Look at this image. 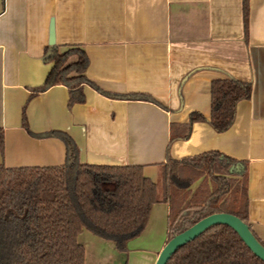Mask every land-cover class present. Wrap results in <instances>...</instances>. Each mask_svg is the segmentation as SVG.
Instances as JSON below:
<instances>
[{"label": "crops", "instance_id": "crops-1", "mask_svg": "<svg viewBox=\"0 0 264 264\" xmlns=\"http://www.w3.org/2000/svg\"><path fill=\"white\" fill-rule=\"evenodd\" d=\"M51 37L85 52L86 77L105 93L145 95L161 107L87 86L85 103L70 110L63 86L29 99L52 68L43 62ZM227 79L250 84L251 95L237 104L233 125L216 133L211 84ZM193 114L205 121L171 141V126ZM0 129L8 169L62 166L66 148L49 136L58 132L73 141L80 165L144 167L158 196L167 158L219 153L235 162L233 175L246 177L250 227L264 243V0H248L246 33L243 0H0ZM168 214L166 204L153 205L126 254L84 230V264H155Z\"/></svg>", "mask_w": 264, "mask_h": 264}, {"label": "trees", "instance_id": "trees-1", "mask_svg": "<svg viewBox=\"0 0 264 264\" xmlns=\"http://www.w3.org/2000/svg\"><path fill=\"white\" fill-rule=\"evenodd\" d=\"M245 33L248 0H243ZM43 62L52 64L44 83L31 89L33 98L48 89L63 86L68 92L67 109L85 103L84 87L114 100L143 101L161 107L145 95H112L86 77L89 60L79 47L59 48L49 44ZM251 85L233 79L211 84L209 125L216 133L234 123L236 106L249 100ZM205 119L193 114L185 125L171 126V141L186 140L190 126ZM22 127L27 131L24 109ZM66 148V160L57 167L8 169L3 163L4 135L0 129V264H84L85 249L78 237L85 230L127 253V244L147 225L151 207L168 206L167 240L201 219L225 213L237 217L252 232L248 218L246 177L230 174L235 164L215 152L161 166V193L142 166L80 165L78 150L66 135L52 132ZM199 186L192 190L193 185ZM190 218H181L185 211ZM124 264H126L124 262ZM166 264H264L225 225L207 229L179 248Z\"/></svg>", "mask_w": 264, "mask_h": 264}, {"label": "water", "instance_id": "water-1", "mask_svg": "<svg viewBox=\"0 0 264 264\" xmlns=\"http://www.w3.org/2000/svg\"><path fill=\"white\" fill-rule=\"evenodd\" d=\"M50 44H54L53 37H51ZM237 167H231L229 173L232 174L233 170ZM193 211L188 210L181 214V218H190ZM215 225H225L232 229L239 239L243 242V244L249 249V251L257 257L259 260L264 262V248L257 242L252 233L250 232L247 225H245L241 220L237 217L219 213L209 215L189 229L185 230L181 234L176 235L169 242L165 244L163 249L158 255L157 261L155 264H166L170 257L181 247L186 245L187 243L195 240L201 234H203L207 229ZM250 225V223H249Z\"/></svg>", "mask_w": 264, "mask_h": 264}, {"label": "rangeland", "instance_id": "rangeland-1", "mask_svg": "<svg viewBox=\"0 0 264 264\" xmlns=\"http://www.w3.org/2000/svg\"><path fill=\"white\" fill-rule=\"evenodd\" d=\"M78 241L80 244L83 242L81 237L78 238ZM86 253H87V258L89 259L90 258L89 255L91 254V251H90V248L88 246L86 247Z\"/></svg>", "mask_w": 264, "mask_h": 264}]
</instances>
